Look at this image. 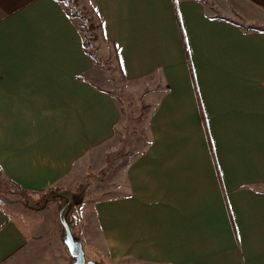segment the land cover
<instances>
[{"label": "crops", "instance_id": "0c3cea01", "mask_svg": "<svg viewBox=\"0 0 264 264\" xmlns=\"http://www.w3.org/2000/svg\"><path fill=\"white\" fill-rule=\"evenodd\" d=\"M79 4L149 110L146 144L108 196L92 185L78 210L84 253L108 264H264V0ZM107 82L62 3L0 0L3 176L35 196L83 180L121 121ZM57 219L56 255L67 251ZM39 220L0 207V264L44 248Z\"/></svg>", "mask_w": 264, "mask_h": 264}, {"label": "rangeland", "instance_id": "374dc122", "mask_svg": "<svg viewBox=\"0 0 264 264\" xmlns=\"http://www.w3.org/2000/svg\"><path fill=\"white\" fill-rule=\"evenodd\" d=\"M75 3L79 14L86 17L92 25V27H88L87 23L76 19L79 28L85 35L88 51L93 54L95 64L103 70L104 77L108 81L106 84L112 89V94L121 111V121L115 138L92 154L93 157L89 159L90 162L83 180L76 183L77 185L74 187L64 188L63 192H74L78 185L86 181L89 182L90 187L95 184L98 185V192L91 193V195L108 196V186L115 179L116 176L113 174L117 168L124 169L127 160L138 153L146 144V140L142 139L143 131L146 130L143 122L147 119L149 110L143 107L140 93L133 92V85H128L121 76L112 49L103 42L100 36V30L97 28L98 21L92 10L81 6L79 0H75ZM0 182L2 183L4 180L0 178ZM49 195L51 194L35 196L27 193L23 196L25 199H22L14 189L0 184V207L5 208L7 213L21 218L23 224L27 222L24 221L26 216H37L40 222L42 220V230L47 236L44 237V248L39 246L36 251L31 252L29 258H26L22 264H67L68 262V249L61 251L58 255H56V251L55 254H51L50 251L52 250L51 227L57 223L59 216L56 205H48L50 200H55ZM63 238H65L64 233L61 236L62 240ZM85 259L86 261L96 260L95 264H108L104 254H98L89 248H86Z\"/></svg>", "mask_w": 264, "mask_h": 264}, {"label": "trees", "instance_id": "16d2710c", "mask_svg": "<svg viewBox=\"0 0 264 264\" xmlns=\"http://www.w3.org/2000/svg\"><path fill=\"white\" fill-rule=\"evenodd\" d=\"M59 3H62L65 7H66V14L69 18L71 19H79L85 23H87V26H91L90 21H88L86 19V17L81 16L79 14V12L77 11L76 8V3L75 0H56ZM97 28L100 30V24H97ZM81 34H83L82 30L80 29ZM83 48L85 50V52L87 53V55L89 57H91V59L95 60L93 54L91 52L88 51L87 49V42L85 40V35L83 34ZM0 178L4 180V182H0V184H4L7 187H10L12 189H14L17 193L20 194L22 199H25L23 196L26 195L27 193L24 192L23 190H21L18 186H16L13 182L7 180L1 170H0ZM90 187L89 182H83L82 184L78 185L75 188V191H69L67 193L63 192L64 189H60V188H54V189H49L48 191H46L44 194L46 196V194H51L49 195V197H54V199L50 200L48 202L49 204H55L56 205V210L57 213L60 217V221H63L67 227L69 228L73 239L75 242H79L81 243L80 237H79V232H77L78 228H79V219H78V210L80 209V207L82 206L84 199L87 195V190ZM44 194H40V195H44ZM48 196V195H47ZM61 225V232L62 235L64 233V228L62 226V223L60 222ZM63 243V240H62ZM64 245V243H63ZM65 246V245H64Z\"/></svg>", "mask_w": 264, "mask_h": 264}, {"label": "water", "instance_id": "95a60500", "mask_svg": "<svg viewBox=\"0 0 264 264\" xmlns=\"http://www.w3.org/2000/svg\"><path fill=\"white\" fill-rule=\"evenodd\" d=\"M60 222L62 223L65 234V238H63V243L68 249L70 258L74 260L73 264H95L92 261H86L82 244L79 242H75L67 225L63 221Z\"/></svg>", "mask_w": 264, "mask_h": 264}, {"label": "flooded vegetation", "instance_id": "af4514ba", "mask_svg": "<svg viewBox=\"0 0 264 264\" xmlns=\"http://www.w3.org/2000/svg\"><path fill=\"white\" fill-rule=\"evenodd\" d=\"M74 263V260L71 258V264H73Z\"/></svg>", "mask_w": 264, "mask_h": 264}]
</instances>
